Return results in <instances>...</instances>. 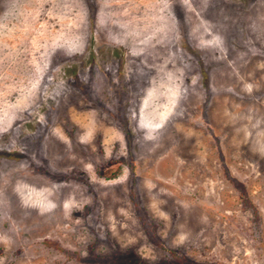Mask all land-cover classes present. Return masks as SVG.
Listing matches in <instances>:
<instances>
[{"label":"rangeland","instance_id":"obj_1","mask_svg":"<svg viewBox=\"0 0 264 264\" xmlns=\"http://www.w3.org/2000/svg\"><path fill=\"white\" fill-rule=\"evenodd\" d=\"M0 264H264V0H0Z\"/></svg>","mask_w":264,"mask_h":264}]
</instances>
